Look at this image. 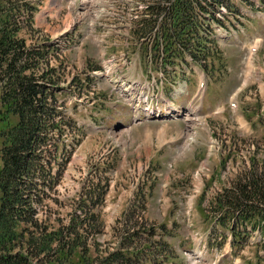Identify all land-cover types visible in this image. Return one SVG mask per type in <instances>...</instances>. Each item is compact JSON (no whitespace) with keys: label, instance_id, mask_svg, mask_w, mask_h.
Instances as JSON below:
<instances>
[{"label":"rangeland","instance_id":"rangeland-1","mask_svg":"<svg viewBox=\"0 0 264 264\" xmlns=\"http://www.w3.org/2000/svg\"><path fill=\"white\" fill-rule=\"evenodd\" d=\"M230 3L237 12L226 8L213 15L225 16L235 33L214 43L216 53L206 66L191 65L184 74L179 60L156 61L152 41H141L145 31L134 35L136 21L146 19L138 0H44L33 19L36 33H27L21 22L26 45L59 51L51 63L66 68L62 87L74 76L83 80L90 69L101 72L107 56L124 54L126 78L146 86L153 104L163 98L183 111V117L160 119L146 117L143 106L136 115L115 90L114 75L90 73L91 88L81 82V97L72 99L82 140L41 220L49 226L66 222L83 184L102 179L108 186L96 237L101 250L117 245L122 220L132 212L138 220L144 207L140 222L157 233L165 226L169 233L163 238L167 261L157 254L161 264H264L263 235L250 231L246 241L234 242L246 236L244 229L218 221L213 204L242 173L264 169V0H252L250 7L241 0ZM94 37L103 41L104 58ZM187 110L194 113L188 116ZM188 136L193 140L185 151Z\"/></svg>","mask_w":264,"mask_h":264},{"label":"trees","instance_id":"trees-1","mask_svg":"<svg viewBox=\"0 0 264 264\" xmlns=\"http://www.w3.org/2000/svg\"><path fill=\"white\" fill-rule=\"evenodd\" d=\"M42 1L0 0V264H161L165 261H158L157 254L167 261L163 238L169 233L165 226L157 233L140 222L144 207L137 213L139 221L133 220V212L122 220L117 245L98 247L108 186L102 179L83 184L66 222L58 219L59 224L49 226L44 222L48 219L38 217L45 214L82 140L72 99L81 97V82L91 88L94 70L83 80L74 76L64 88L65 66L51 63L59 51L52 45H26L21 22L27 33H36L33 19ZM241 2L252 5V0ZM220 7L236 11L230 0H153L147 18L136 22L134 35L145 31L142 41H152L161 65L189 58L204 67L216 53L208 26ZM213 204L218 221L264 232V169L242 173Z\"/></svg>","mask_w":264,"mask_h":264},{"label":"bare ground","instance_id":"bare-ground-1","mask_svg":"<svg viewBox=\"0 0 264 264\" xmlns=\"http://www.w3.org/2000/svg\"><path fill=\"white\" fill-rule=\"evenodd\" d=\"M255 51V49H253L252 51H251V53L253 54V52ZM252 65V62H251V60L249 59V66H251ZM131 95H133V97H139L140 95H141V92L139 91V89L137 88V87H134V88H132V93H131ZM146 109V108H145ZM186 113V112H185ZM187 113H188V110H187ZM191 113H194L193 111H190L189 113H188V116L189 115H191ZM178 114H180L181 115V117H183V111H180V110H178ZM187 116H186V120H187ZM187 122L188 123H190V121H188L187 120ZM192 127V126H191ZM192 129H194V128H192ZM193 137H189L188 136V138H187V141H186V145H185V151L187 150V148H188V146H189V144H190V142L193 140L192 139Z\"/></svg>","mask_w":264,"mask_h":264}]
</instances>
